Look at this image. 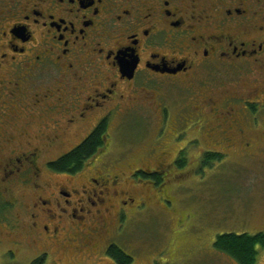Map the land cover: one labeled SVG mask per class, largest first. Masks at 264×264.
<instances>
[{
  "label": "flooded vegetation",
  "instance_id": "af4514ba",
  "mask_svg": "<svg viewBox=\"0 0 264 264\" xmlns=\"http://www.w3.org/2000/svg\"><path fill=\"white\" fill-rule=\"evenodd\" d=\"M137 113L200 124L191 133L219 148L202 158L263 155L264 0H0V232L14 246L5 255L24 232L67 257L121 264L109 249L142 205L97 157L110 153L112 124ZM101 125L103 149L74 173L52 169ZM185 152L132 177L165 181Z\"/></svg>",
  "mask_w": 264,
  "mask_h": 264
},
{
  "label": "rangeland",
  "instance_id": "374dc122",
  "mask_svg": "<svg viewBox=\"0 0 264 264\" xmlns=\"http://www.w3.org/2000/svg\"><path fill=\"white\" fill-rule=\"evenodd\" d=\"M166 97L175 112L177 102H173L177 95ZM124 119L110 127V153L97 157V167L110 168L111 174L120 179L119 187L142 208L127 224V234L115 239L113 245L135 257L133 264H238L227 254L219 253L214 244L219 235H256L264 227V154L250 157L237 151L205 167L200 153H215L219 148L208 144L204 135V142L199 135H193V128L203 127L186 115H171L164 122L142 113ZM183 149L186 152L177 161L182 158L185 167L171 168V175L162 185L157 186L153 178L137 174L132 177L135 170L170 164ZM63 150L58 148L47 157L54 159ZM17 236L23 239V246L15 255H5L6 250H13V245L10 237L0 232V264H31L46 251L52 253L47 264H66L73 259L93 263L82 256L67 257L58 248L34 243L24 237V232ZM261 254L258 264L264 262V253Z\"/></svg>",
  "mask_w": 264,
  "mask_h": 264
},
{
  "label": "trees",
  "instance_id": "16d2710c",
  "mask_svg": "<svg viewBox=\"0 0 264 264\" xmlns=\"http://www.w3.org/2000/svg\"><path fill=\"white\" fill-rule=\"evenodd\" d=\"M107 138V130L104 125H101L97 130L77 149L68 155L60 158L55 163L51 164L53 170L57 172L78 171L83 164L97 151L105 147ZM222 156L218 154H208L204 157V166L210 162L218 161ZM177 165L180 168L185 167V161L179 159ZM137 176L144 178H153L157 186L163 184L162 178L159 176H148L143 172L137 173ZM214 247L227 254L239 264H258L260 252L264 250V234H223L216 238ZM109 256L117 259L121 264H132L133 259L127 256L122 249L113 245L109 249ZM31 264H47L45 255L36 258Z\"/></svg>",
  "mask_w": 264,
  "mask_h": 264
}]
</instances>
